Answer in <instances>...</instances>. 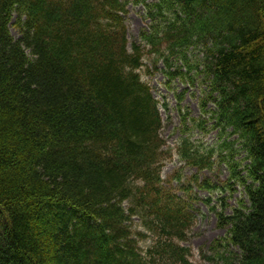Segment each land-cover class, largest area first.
<instances>
[{
    "label": "trees",
    "instance_id": "obj_1",
    "mask_svg": "<svg viewBox=\"0 0 264 264\" xmlns=\"http://www.w3.org/2000/svg\"><path fill=\"white\" fill-rule=\"evenodd\" d=\"M127 4L0 0V264H264V0H136L149 22L131 44ZM164 43L168 89L205 53L201 115L178 109L174 147L138 73ZM208 130L214 144L192 139ZM173 157L195 173L163 177ZM197 204L225 236L195 257Z\"/></svg>",
    "mask_w": 264,
    "mask_h": 264
},
{
    "label": "rangeland",
    "instance_id": "obj_2",
    "mask_svg": "<svg viewBox=\"0 0 264 264\" xmlns=\"http://www.w3.org/2000/svg\"><path fill=\"white\" fill-rule=\"evenodd\" d=\"M127 4V14L125 16V23L127 25L128 30V38L131 43L139 42L140 36L143 31H147L146 26L148 25V19L144 17V8L142 4H134L136 0H126ZM156 1V0H154ZM14 17V18H13ZM16 16L15 14L12 16V20L10 23V34L14 39H18L20 37L17 29L13 26L15 23ZM168 44L164 43L159 48V52L150 53L152 50V46L149 48H144V56L142 58V62H140L141 69L139 70V74L141 75L140 82L150 83V87L152 89V94L159 101L160 104H166V108L162 106L161 117L163 119V126L161 129V136L166 141L168 147H174L175 142L179 139V112L178 109L182 108L183 113H187L189 118H199L201 115V100L206 97V93L208 92L207 83L202 78L203 73V65L205 64L204 60V47L202 45L192 46L186 52V62L191 65H195L196 62L199 63V67L197 70H193L188 73L187 77H184L188 84H182L179 80L174 79L169 85L170 89H168V83L164 78L162 73L163 65L165 64V59L170 55L169 51H166V47ZM143 43H141V47H143ZM162 53V54H161ZM175 55H171L168 60L170 63H175L174 67L182 66L183 61L181 56L177 58L180 54L178 51H175ZM174 60V61H172ZM157 62V72L154 71L153 65ZM184 73V67L180 68ZM200 71L202 73H200ZM200 73V74H199ZM193 74H198L194 76V83H191L189 80ZM183 92V98L181 102L177 101L176 94ZM207 108L212 109V105L208 104ZM192 139L194 141H199L205 145L210 146L214 144L218 138V134L216 130H208L207 133L202 136L201 132L193 131ZM235 138V137H232ZM243 155H240L242 157ZM182 169L183 176H191L195 173V169L186 168L183 166V163L179 162L176 157H173L171 160L165 162L164 167L162 169L163 177H169L174 174V172L178 169ZM212 175L207 172H203L202 176ZM227 178V173L223 169L221 173H219V179L225 181ZM173 186H176V183H173ZM237 188V187H236ZM241 188H238V192L232 194L233 199L228 201L229 205H234L235 198H239ZM205 193H201L200 196L203 197ZM225 195V194H224ZM150 202V197L147 198V203ZM199 207L201 214L197 219L196 225L191 229V233L189 236L188 242L185 244L190 247L194 252V256L198 257L197 251L203 249L205 251L211 242L220 239L225 236V230L217 227L215 217L208 213L206 206L204 204H197ZM152 211V210H150ZM228 212V211H227ZM137 221V220H135ZM132 229H127L129 233V238L132 239V235L135 232L133 227ZM149 238V237H148ZM135 239V237L133 238ZM151 244V240H145V242L136 241L137 248H146Z\"/></svg>",
    "mask_w": 264,
    "mask_h": 264
}]
</instances>
